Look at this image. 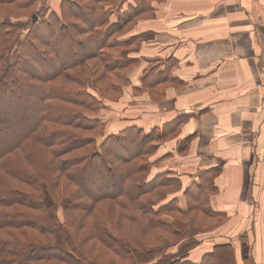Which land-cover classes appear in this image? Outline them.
<instances>
[{
	"label": "trees",
	"instance_id": "1",
	"mask_svg": "<svg viewBox=\"0 0 264 264\" xmlns=\"http://www.w3.org/2000/svg\"><path fill=\"white\" fill-rule=\"evenodd\" d=\"M40 1L0 0V264H193L199 242L182 234L189 217L213 219L214 188L193 185L186 206L180 176L152 160L180 121L149 133L125 128L99 144L106 125L89 116L99 101L86 65L94 84L119 92L138 63L112 66L110 52L153 17L152 0H61L48 18L23 21ZM157 70L140 77L155 95L166 82Z\"/></svg>",
	"mask_w": 264,
	"mask_h": 264
},
{
	"label": "crops",
	"instance_id": "2",
	"mask_svg": "<svg viewBox=\"0 0 264 264\" xmlns=\"http://www.w3.org/2000/svg\"><path fill=\"white\" fill-rule=\"evenodd\" d=\"M150 8L153 17L124 38L146 34L128 56L138 63L133 90L160 67L164 97L125 128L149 133L180 121L175 141L152 158L156 171L180 176L186 206L193 185L212 183L208 207L224 223L197 236L188 262L227 264L231 255V264H264V0H152Z\"/></svg>",
	"mask_w": 264,
	"mask_h": 264
},
{
	"label": "rangeland",
	"instance_id": "3",
	"mask_svg": "<svg viewBox=\"0 0 264 264\" xmlns=\"http://www.w3.org/2000/svg\"><path fill=\"white\" fill-rule=\"evenodd\" d=\"M60 1L61 0H41L40 4L38 3V6L34 10L28 12L27 15L23 16L22 20L25 22L26 21H28V22L32 21L33 22L34 17H36L37 21L44 20L45 18L49 17V13L50 12L52 13V11H54V8L56 11H58L57 6L59 8ZM147 19H148V17L140 18V20H138L136 22L134 27L131 30H129L128 33H131V31H133L134 28H137L140 21H144ZM128 33L126 34V36L128 35ZM145 35L142 34L141 37L145 36ZM130 41H131L130 38H124L123 42H125V44L122 45L121 48H118L117 50L110 52L111 56L114 57V59L112 60V64H111L112 66L113 65L119 66L120 64L123 65L126 61V58H128V56L132 55V51H133V49H135L133 47V44H135V42L132 43L131 45H129ZM91 65L89 63H88V66L86 65V68L89 69L88 70L89 71V73H88L89 77L87 76L88 77L87 79H89L88 84H90L88 93H91L96 97L97 100L95 99V101H99L98 102L99 108H98L97 112H95V113L90 112L91 114H89V116L92 119H94V118L100 119L101 122L105 123L104 125H106L105 132L103 133V135L99 136V139H98L99 144L102 142V140L105 137H108L111 135H119L120 133H122L123 129L127 125H132V124L140 125V124H142L143 119L145 118L146 114L141 115L142 119L138 120V118H140V117H136L138 114V113H136V110L142 111L143 109H149V108L151 110H155L153 108V107L157 108V106L155 104H158V105L161 104L160 102H161V100H163L164 93H156V95H155L154 93L149 92V90H147V89L144 90L143 87H141V89H139L137 91L133 90L132 82L135 84H139L137 81V74L134 70V68H137L138 65L137 66L131 65L132 68H130L129 70L126 71V72H128L127 74H129L128 77L130 76L132 80L129 79L128 82L127 81H123V82L119 81L120 91L117 93H115L113 91H111V92L106 91V89L104 87L105 85L102 82H99L98 85L93 83L94 78H95V73H94V68H93V66L91 68ZM76 89L81 90L80 88H76ZM16 93H20V92H16ZM85 93H87V92H85ZM134 93H137V95H139V101L138 102H136V100L132 101L134 99L132 97V94H134ZM148 95L151 96V100L148 99ZM132 119H134L133 120L134 122H132ZM160 151L164 152V150H160ZM156 168L157 167H155V169ZM158 169H159V167H158ZM206 182H208V185H209V181H206ZM92 188L94 190H99L100 184L96 181L95 183L92 184ZM58 216L62 217V214L60 213V215H59V213H58ZM198 221L199 222L196 223V220L193 217H189L187 219V221H186L187 222L186 232H185V234H182V235H184L185 239L188 238L185 241V243L188 241L197 240L198 235H200L202 233H207V232L212 231L216 228H219L224 223V220L222 221V219H219V220L215 219L214 220V219H211L202 213L200 215H198ZM218 255H219V258L221 256V258H223V259H226L227 256L229 257V253L226 250L219 252ZM230 257H231V255H230ZM230 261H232V259H230ZM226 262H228V261L226 260Z\"/></svg>",
	"mask_w": 264,
	"mask_h": 264
},
{
	"label": "water",
	"instance_id": "4",
	"mask_svg": "<svg viewBox=\"0 0 264 264\" xmlns=\"http://www.w3.org/2000/svg\"><path fill=\"white\" fill-rule=\"evenodd\" d=\"M36 20V17H34V21Z\"/></svg>",
	"mask_w": 264,
	"mask_h": 264
}]
</instances>
